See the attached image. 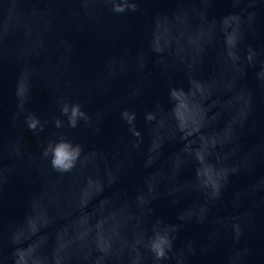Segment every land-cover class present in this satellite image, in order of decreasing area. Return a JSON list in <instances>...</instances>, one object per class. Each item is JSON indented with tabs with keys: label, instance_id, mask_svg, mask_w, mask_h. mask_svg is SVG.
<instances>
[{
	"label": "water",
	"instance_id": "95a60500",
	"mask_svg": "<svg viewBox=\"0 0 264 264\" xmlns=\"http://www.w3.org/2000/svg\"><path fill=\"white\" fill-rule=\"evenodd\" d=\"M263 214L264 0H0V264H154Z\"/></svg>",
	"mask_w": 264,
	"mask_h": 264
},
{
	"label": "clouds",
	"instance_id": "9594fccd",
	"mask_svg": "<svg viewBox=\"0 0 264 264\" xmlns=\"http://www.w3.org/2000/svg\"><path fill=\"white\" fill-rule=\"evenodd\" d=\"M131 10H135V5L130 6ZM117 11H123V8H117ZM63 112L67 113L68 108L65 106L62 109ZM78 115H83L82 112H80L79 106H73L71 115L69 117V123L72 127L76 126V117ZM36 121L33 120L29 123V128L34 129L36 127ZM57 126H59L60 122L56 121ZM49 151L51 152V165L54 169L61 171V172H68L71 171V169L75 166V162L79 157L80 148L79 146L73 147L71 144L67 142H59L55 144L54 146L49 147L48 150L45 151V155L49 154ZM159 256L163 255V252L160 251L157 253Z\"/></svg>",
	"mask_w": 264,
	"mask_h": 264
}]
</instances>
